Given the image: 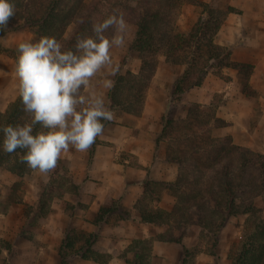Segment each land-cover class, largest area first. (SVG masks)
<instances>
[{
    "label": "trees",
    "instance_id": "16d2710c",
    "mask_svg": "<svg viewBox=\"0 0 264 264\" xmlns=\"http://www.w3.org/2000/svg\"><path fill=\"white\" fill-rule=\"evenodd\" d=\"M69 1L73 3L69 5ZM134 2L131 6L119 5L115 14L131 16L135 30L128 50L136 54L140 63L136 72L119 69L113 76L111 81H114V84L107 90L105 106L120 114L141 115L145 98L154 82L158 56L162 55L165 62L170 65L183 67L170 86L167 108L161 114V128L155 138V147L162 145L164 159L177 164V173L171 182L157 181L151 177L143 179L148 195L146 194L147 201L139 207L142 219L165 225L166 231L159 236L162 240L182 243L188 231L195 228L194 231L200 235L204 228L212 233L210 237L216 242L231 216L249 214L253 211L251 202L245 203L243 210H238L237 200L241 199L243 203L250 192L264 189V155L234 144L230 135L212 136L213 128L226 123L216 116L213 105L191 102L185 116L179 119L171 117L170 109L178 103L181 93L190 87L201 85L209 72L220 79L229 80L223 73L224 67L236 69L237 78L243 85V92L250 97L256 96V91L249 88L253 65L233 60L231 57L233 45H221L215 41V36L227 15L237 12V9L229 4L220 8L215 2L203 0H134ZM12 3L21 6H17L16 9L13 4L15 14L20 13L23 25L37 26L38 39L41 36L55 37L59 43L64 42V50H74L80 37L95 36L93 26L98 23L97 15L100 9L89 0H43V2L39 0L38 4L36 0H12ZM186 4L200 8V14L189 31L183 33L177 29L176 21ZM13 17L10 18V23L15 20ZM74 22L77 23L75 32L64 40L66 29ZM19 24L17 22L14 27ZM23 109L19 96L9 102L6 109L0 111V127L30 123L31 116ZM112 122L113 120L102 121L104 126ZM35 131L44 129L36 125ZM2 136L0 133V139ZM99 143L96 138L88 149L89 162L95 145ZM23 151L17 149L10 154L0 147V167L19 177L30 174L34 170L22 162ZM235 166L241 170L238 178L233 172ZM254 171H258L257 175ZM48 173L50 174L48 182L43 187L37 204L27 206L24 212L28 217L31 214L36 217L47 212L54 197L51 194L53 189L57 190L55 195L57 198L64 194L66 183L71 189H80L67 174L59 159L56 168ZM18 185L21 186L20 183L12 186L9 200L21 199L16 198L15 189ZM162 188H167L175 197L171 212L150 207L151 198H157V193L161 192ZM13 190L16 197H12ZM73 200L77 201V197L74 196ZM76 205H71V208H75ZM208 211L215 215L218 222L213 224L214 218L207 216ZM111 213L123 218L128 211L120 206L118 200L108 198L94 217V222L99 224ZM208 224L211 225L206 228ZM211 226L215 228L211 230ZM251 230L247 236H242L236 247L235 264H264V224H255ZM95 240L96 234L66 225L59 246L60 264H70L73 255L103 261L104 256L97 250ZM6 250L8 253L6 260L1 264H25L26 259L18 255L13 248L6 247ZM142 251L144 245L132 249V262L143 261ZM187 253L188 249L183 248L179 264H187ZM214 254L212 251V255Z\"/></svg>",
    "mask_w": 264,
    "mask_h": 264
},
{
    "label": "crops",
    "instance_id": "0c3cea01",
    "mask_svg": "<svg viewBox=\"0 0 264 264\" xmlns=\"http://www.w3.org/2000/svg\"><path fill=\"white\" fill-rule=\"evenodd\" d=\"M229 5L241 9L242 17H257V14L251 15V12H254L252 4L241 6L232 1ZM256 13L258 17L264 18L262 9ZM224 22L217 32L218 35L221 32L226 34V31L230 30V24ZM239 28L233 26L232 33L239 36ZM216 43L226 44L221 41ZM243 47L248 49L252 47V50L256 51L253 61L241 53ZM261 52L264 53V38L257 36L252 42L237 44L231 53L233 60L250 62L253 65L249 83L257 94L263 89V84L258 85L257 80L259 76L264 78V57H261ZM174 66L177 67V74L171 78L169 88L183 69L180 65ZM223 73L229 80L220 79L209 72L201 85L190 87L181 93L177 107L191 102L215 106L216 116L226 123L214 128L213 135L216 137L232 135L234 140L235 128L231 122V115L249 116L250 102L242 93L239 95L233 91L237 81V70L224 67ZM160 93H163L162 90ZM218 93L222 94L223 100L219 105H214L209 100ZM167 104L168 96L163 111L158 110L151 114L144 108L141 115L123 114L118 122L106 124L103 133L97 137L100 143L95 145L90 162L89 150L79 152L70 146L67 152L61 154L60 158L66 162L69 173L82 191L79 203L71 213L66 211L61 204L62 201L55 197L50 201L46 213L36 217L31 214L27 220L23 207L38 202L49 174L34 170L19 177L0 167V240L12 242L17 254L26 261L60 264L59 246L64 228L69 225L83 232L96 234L95 246L104 256L103 261L99 262L92 258L73 255L70 264H179L182 248L186 247L184 241L187 236L182 243L162 240L159 236L166 231L165 225L143 220L139 209L142 203L147 201L148 195L143 183L144 178L151 177L157 181L171 182L177 173V164L164 159L162 145L155 147V138L161 128V114L166 110ZM185 114L184 112L181 118ZM123 119L126 122H122ZM16 183L22 184L26 190V193L23 192L26 197H22L21 201L9 200L8 192L6 193ZM157 195V198H151L150 207L171 212L175 197L167 188H162ZM108 198L118 200L128 214L119 218L117 214L111 213L106 220L97 224L94 217ZM21 219L23 222L28 221L19 226L25 229L24 235L19 234L17 228ZM188 232L190 236L192 230ZM140 245H144L141 254L143 261L132 262V249Z\"/></svg>",
    "mask_w": 264,
    "mask_h": 264
},
{
    "label": "rangeland",
    "instance_id": "374dc122",
    "mask_svg": "<svg viewBox=\"0 0 264 264\" xmlns=\"http://www.w3.org/2000/svg\"><path fill=\"white\" fill-rule=\"evenodd\" d=\"M43 2V0H40ZM204 1H212L217 4L218 7L223 8L226 4H230L232 1H235L238 5L244 6L245 4H252L254 8V12H251V15L257 14V17H242L240 16L242 10L239 8L237 12L229 13L224 21L230 24V30L226 31V34L219 33L216 34L215 39L217 42H225V45H233L235 47L237 44L242 42H252V40L256 39L257 36L264 38V21L262 18L258 17L257 11L260 12L262 9L264 12V0H204ZM39 0H36V4H38ZM91 4L97 6L100 11L97 15L98 23L102 22L104 19L108 18L109 16L116 15L115 12L118 10L119 5H134V0H89ZM73 2L69 1V5ZM15 7L17 9L16 3ZM185 6V5H184ZM182 7L183 9L180 12V15L176 21V27L180 32L187 33L196 22L199 14L200 8L190 5ZM21 7V6H20ZM260 15V14H259ZM15 20L10 23V19L8 24L3 28L0 29V111H4L9 102L16 99L19 95L17 92L18 88V81L15 75V63H16V48L19 42L24 40H31L35 42L38 40L37 37V26L33 25H23L21 20L20 13H16L14 15ZM118 16V15H117ZM122 16V13L120 14ZM125 16V17H124ZM261 16V15H260ZM123 19L126 23V31L123 33L125 43L121 47L113 46L110 49V56L112 58V65L105 66L101 71H99L94 77H92L89 83L81 90L82 95H94L97 97H102L105 101L107 100V90L108 88L105 86L108 81H111L113 76L109 75L112 66L118 65L119 69L122 71L130 70L136 72L139 66V59L136 57V54L133 51L128 50L129 43L131 42L134 34L135 27L132 25V18L130 15L123 14ZM17 22L20 23L17 27ZM225 23V22H223ZM239 26L240 28V35L237 36L232 33V27ZM222 27V26H221ZM254 27H256L257 32L255 34ZM77 28V23H71V25L66 29V33L64 35V40L69 37V35L73 34ZM235 30V28H234ZM254 32V33H253ZM118 34L116 32L115 27L110 28L109 32H105L104 35L111 39L114 35ZM233 34V35H232ZM257 35V36H256ZM62 48L64 49V42H60ZM243 47L241 49V53H244L246 57L255 59L256 51ZM261 57H264V53L261 52ZM246 63V62H245ZM250 63V62H247ZM251 64V63H250ZM182 68V67H181ZM177 74V67L174 65H170L165 62L164 57L162 55L158 56V64L157 70L155 73V79L152 84L151 89H149L147 96L145 98L144 108L148 109L150 113L156 112L158 110L163 111L166 105V98L169 92V85L171 78H173ZM259 81L258 85L263 84V89L261 92L256 93V96L250 97L249 95L243 92V85L238 80L234 84L233 91L240 95L243 94V97L250 102L248 103V109L250 111L249 116H240L238 114L231 115V122L234 125V137L231 135L232 142L236 145H240L242 147H246L254 151L255 153H260L264 155V78L260 77L257 78ZM261 83V84H260ZM17 86V88L15 87ZM249 88L253 89V86L249 83ZM162 90L163 93H160ZM167 92V93H166ZM242 97V99H244ZM262 97L263 101L259 99ZM222 94H216L212 99L209 101L214 105H219L222 103ZM244 103V102H243ZM178 103L173 106L170 110V115L172 118L179 119L181 115L187 111V104H183L180 107H177ZM113 113V122H118L120 117L123 114H120L112 109H109ZM144 110V109H143ZM122 122H126L124 119ZM214 129V128H213ZM213 129L211 130V135H213ZM216 137V136H214ZM61 164L66 169L67 174L74 180L73 176L69 173L68 165L62 158H59ZM178 168V167H177ZM236 169H233L234 175L238 178L239 170L238 166H235ZM251 168V167H249ZM219 169V167H218ZM172 170V169H171ZM256 172V175L258 171ZM49 174V173H48ZM50 176V174H49ZM257 177V176H256ZM255 177V178H256ZM257 179V178H256ZM67 180H65L66 182ZM76 183V181H74ZM77 184V183H76ZM65 186L66 189H65ZM8 188V187H6ZM17 193V197L14 194L15 191L13 190L12 197L22 198L26 197L25 187L18 185L15 189ZM74 190V191H73ZM8 197L10 196V190L8 189ZM24 192V193H23ZM64 194L61 198H58L62 201L63 208L70 212L74 209L71 208V205H75L79 203V198L81 196L82 191L78 189H71L69 186L64 184L63 189ZM51 194L54 196L57 195V190L53 189ZM77 197V201L73 200V197ZM57 198V197H56ZM66 202H68L66 204ZM78 202V203H76ZM251 202L253 206V211L251 213H243V214H235L231 216L224 228L222 229L219 240L214 242L213 239L210 237L211 234L204 228L201 231V234L198 233L193 228L191 235L189 236V232H187L186 236L183 237L184 244L188 249L187 253V264H235L234 253L236 247L241 240L242 236H247L250 233L255 224H264V189L258 191H252L249 195L245 198L243 203L241 199L237 200V209L243 210L245 203ZM37 204V203H36ZM34 204V205H36ZM113 204V203H111ZM33 206V205H32ZM24 210L26 211L27 207ZM18 212V210L16 211ZM15 217V214L13 215ZM207 216L209 218H214L213 221L215 224L218 222L215 218V215L210 211L207 212ZM29 217L27 216V220ZM19 220L17 224V228H19V234L24 235L25 229L23 227H19L21 223L26 224L28 221L25 222ZM211 224H208L206 228H208ZM203 227V226H202ZM211 230L215 228L214 226L210 227ZM6 247H11L16 251L12 242H4L0 240V264L6 260L7 257V250ZM183 250V248H182ZM212 251H214V255H212ZM29 260V259H28ZM32 260V259H31ZM25 264H40L38 261H26Z\"/></svg>",
    "mask_w": 264,
    "mask_h": 264
},
{
    "label": "clouds",
    "instance_id": "9594fccd",
    "mask_svg": "<svg viewBox=\"0 0 264 264\" xmlns=\"http://www.w3.org/2000/svg\"><path fill=\"white\" fill-rule=\"evenodd\" d=\"M14 15L12 0H0V29ZM113 27L118 34L109 39L104 33ZM125 31L123 17L112 15L93 26L95 36L78 38L74 50H64L52 36L19 42L17 90L31 122L0 127L3 151L11 154L24 150L23 163L48 173L70 146L79 152L88 150L104 131L102 121L112 120L113 113L102 97L82 95L81 90L105 66L112 65L110 49L124 45ZM118 71V65L112 66L109 75L115 76ZM113 84L108 81L105 86L111 88ZM36 125L44 131L34 132Z\"/></svg>",
    "mask_w": 264,
    "mask_h": 264
}]
</instances>
